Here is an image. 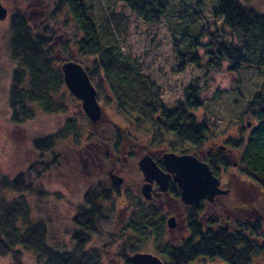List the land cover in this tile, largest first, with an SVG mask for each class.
<instances>
[{
  "label": "trees",
  "instance_id": "trees-1",
  "mask_svg": "<svg viewBox=\"0 0 264 264\" xmlns=\"http://www.w3.org/2000/svg\"><path fill=\"white\" fill-rule=\"evenodd\" d=\"M117 1L143 21L154 24L160 21L172 0ZM56 6L55 12L64 11L71 16L83 36L78 55L93 61L91 65H80L88 73L98 98L107 94L117 112L128 118L129 125H91L83 134L76 122L68 120L59 136L48 135L32 142L37 159L12 178L0 177V258H8L9 264H105L106 255L113 254L122 264H136L132 260L134 254L154 252L166 264H194L199 260H208L211 264H251L264 253V243L260 244L258 239L260 234L264 236L263 224H244L233 230L213 229L214 220L204 223L205 204L214 205L207 201L188 208V237L179 244L167 241L170 232L166 220L160 216L157 206L141 197L127 204L125 210L130 215L117 225L116 201L122 195L120 187H105V181H100L105 178L90 176L85 162L88 170H95L98 175L102 170L100 174L105 176L110 168L121 171L137 158L135 153L141 151V143H147L150 151H159L166 142L165 134L201 148L209 132L208 123L199 121L195 114L204 103L202 90L196 85L190 86L185 90V102H179L173 110L165 108L157 85L142 74L137 61L121 51V34L113 24L118 16L113 14L99 28L83 0H56ZM213 17L222 21L231 42L213 39L204 46L209 57L207 71H220L224 64L233 73L245 66L264 69V14L241 0H218ZM10 32L8 57L14 66L9 90L10 123L21 126L33 121L37 112L49 116L65 113L58 100L65 83L52 56V35L30 26L20 14L11 18ZM198 61L197 56L192 59L195 65H199ZM183 70L181 67L180 71ZM248 111L257 125L241 139L231 140L230 145L241 151L237 162L242 173L260 181L264 187V98L261 94L250 102ZM148 123H153L155 131L145 129ZM69 138L74 142L72 161H67L66 150L58 152L60 142ZM169 148L168 152H178ZM158 156L155 160L164 169ZM197 157L209 165L216 177L222 168H232L221 154ZM77 176L88 179L89 185L72 207L69 243L58 247L51 243L50 220L36 211V205L51 195L48 188L58 182L66 183L71 190L78 188L81 181ZM180 193L177 184L171 182L168 194L179 200ZM107 228L112 231L106 232ZM104 234L111 240L110 249L107 245L94 244V238Z\"/></svg>",
  "mask_w": 264,
  "mask_h": 264
},
{
  "label": "rangeland",
  "instance_id": "rangeland-1",
  "mask_svg": "<svg viewBox=\"0 0 264 264\" xmlns=\"http://www.w3.org/2000/svg\"><path fill=\"white\" fill-rule=\"evenodd\" d=\"M83 1L90 9L89 15L99 28L113 14L118 16L113 20V24L121 34L119 38L121 51L137 61L141 66L142 74L150 77L157 85L165 108L173 110L179 102H185V90L190 86L196 85L202 90L204 103L195 114L199 121L208 123L209 132L201 148H194L172 135L165 134L166 142L159 151H150L147 143H141L139 148L142 152L137 151L135 153L137 158L121 171L110 168L103 176L100 174L102 170H99L98 175L97 171L88 170L87 162L84 164L87 172L90 176H94V179L105 178L100 181H105L107 188L113 185L109 176L111 170L124 179V183L119 186L122 195L116 201L117 225L124 223L130 215V211L125 210L127 204L131 201V205L134 198L141 197L144 201L157 206L160 216H163L166 222L170 218L175 219L176 228L174 230L168 228L170 234L167 241L179 244L188 237L190 207L183 204L180 199L162 193L157 185L154 186L153 200L144 199L141 189L145 182L138 168V161L148 153H153L155 157L159 154L158 159L161 160L163 153H170L168 152L170 146L178 150L176 153L178 155L184 152L195 157L211 151L217 153L220 147H226L232 151L230 157L237 161L241 151L233 149L230 142L241 139L257 125L248 108L256 95L261 94L264 98V69L245 66L233 73L228 71L230 66L224 64L220 71H207L205 65L209 57L204 46L210 44L213 39L219 42H231L228 31L222 28V21L213 17V9L218 5V0H172L160 21L154 24L143 21L117 0ZM0 2L8 11L6 20L0 21V177L12 178L37 159L32 147L34 140L54 134L59 136L68 120L76 122L83 134L89 131L91 123L82 110L81 102L70 94L66 86L58 95L59 102L66 109L65 113L49 116L37 112L33 121L21 126L10 123L12 112L9 105V90L14 69L8 57L11 18L16 14L23 15L30 26L38 27L40 31L46 30L52 35V56L56 60V67H61L67 61H75L87 66L91 65L93 60L79 57V43L83 36L74 26L71 16L64 11L60 14L55 12L56 0H0ZM241 2L264 14V0H241ZM122 30L123 33L120 32ZM196 56L199 58V65L192 63V59ZM181 67L184 68L183 71H180ZM98 100L103 109L101 124L114 123L121 127L129 125L128 118L117 112L107 94L101 95ZM152 124L145 125L148 132L155 131L156 127ZM73 144V140L69 138L61 141L58 146V152L66 150L67 161L69 159L72 161L75 157L71 151L74 148ZM55 178L53 177L52 180L56 181ZM226 178L228 180L224 188L230 190V194L216 198L213 206L205 204L204 213L207 218L205 217L204 223L212 219L215 221L213 229L222 227L233 230L236 226L260 222L263 224L261 228L263 231L264 187L259 184L260 181L243 174L239 164L237 168L227 169ZM78 180L81 181L80 186L73 190L68 189L66 183V185L63 182L59 184L56 181L55 186L48 188V193L51 195H47L44 201L36 205V211L50 220L51 243L58 247L69 243L68 230H70L69 218L73 215L72 207L80 200L81 194L89 185L88 179L82 177ZM107 231L112 229L107 228ZM263 237V233L260 234L258 238L260 244L264 243ZM93 241L101 247L105 245L109 249L112 247L108 245L111 240L105 234L94 238ZM145 253L157 256L154 252ZM114 257L113 254L106 255L105 264H122V261H116ZM0 264H9V259L0 258ZM194 264H211V262L199 260ZM251 264H264V253L255 257Z\"/></svg>",
  "mask_w": 264,
  "mask_h": 264
},
{
  "label": "water",
  "instance_id": "water-1",
  "mask_svg": "<svg viewBox=\"0 0 264 264\" xmlns=\"http://www.w3.org/2000/svg\"><path fill=\"white\" fill-rule=\"evenodd\" d=\"M7 16L8 11L0 2V21H5ZM60 69L66 88L81 102L82 110L91 125L101 124L103 109L98 100L97 90L86 70L75 61L63 63ZM154 157L153 153H148L138 161V168L145 182L141 193L146 200L152 199L155 185L162 193H168L171 182L179 187L180 200L187 207L198 206L203 201L214 203L216 198L230 194L229 190L221 188L220 179L213 174L209 165L193 155L163 153L161 162L164 169L159 167ZM109 176L114 186H121L124 183V179L118 177L114 170L109 172ZM167 226L174 230L175 219L170 218ZM132 260L136 264H166L158 256L150 253H136Z\"/></svg>",
  "mask_w": 264,
  "mask_h": 264
},
{
  "label": "flooded vegetation",
  "instance_id": "flooded-vegetation-1",
  "mask_svg": "<svg viewBox=\"0 0 264 264\" xmlns=\"http://www.w3.org/2000/svg\"><path fill=\"white\" fill-rule=\"evenodd\" d=\"M231 153H232V151L231 150H228L226 147H220V151L219 152L217 151V153H214V152L211 151V152L204 153L202 155H203V157H216L217 155L221 154V155H223V157L225 159H227L232 164V168H237L238 167V162L235 159H232L230 157L231 156ZM154 158L156 159V157H154ZM226 174H227V170H225V169L222 168L220 170V173H219V176H218V178L221 181V188L222 189H225L224 188V185H225L226 180H228L226 178ZM226 190H228V189H226Z\"/></svg>",
  "mask_w": 264,
  "mask_h": 264
}]
</instances>
